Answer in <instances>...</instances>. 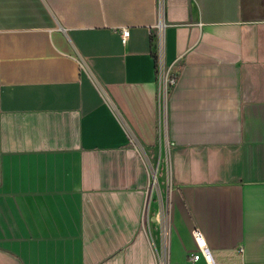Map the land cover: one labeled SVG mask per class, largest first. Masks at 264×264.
Wrapping results in <instances>:
<instances>
[{"label": "crops", "instance_id": "1", "mask_svg": "<svg viewBox=\"0 0 264 264\" xmlns=\"http://www.w3.org/2000/svg\"><path fill=\"white\" fill-rule=\"evenodd\" d=\"M196 228L264 264V0H0V264H193Z\"/></svg>", "mask_w": 264, "mask_h": 264}, {"label": "built area", "instance_id": "2", "mask_svg": "<svg viewBox=\"0 0 264 264\" xmlns=\"http://www.w3.org/2000/svg\"><path fill=\"white\" fill-rule=\"evenodd\" d=\"M161 21V20H160ZM160 21L158 22V31H157V44L155 49V58H156V72H157V83L159 88V97L166 99L171 92V89L177 83V74L173 73L167 65L165 58V43L163 37V31L160 28ZM122 38L125 41L129 34L128 28L121 29ZM156 175H154L155 177ZM157 177V176H156ZM157 179H153L156 181ZM151 184V183H150ZM194 239L198 245L199 251L191 255V260L193 264L201 258L204 257L205 264H215L213 257L209 251L207 239L204 233L199 229H194L193 232ZM160 264H166L164 256H160Z\"/></svg>", "mask_w": 264, "mask_h": 264}, {"label": "rangeland", "instance_id": "3", "mask_svg": "<svg viewBox=\"0 0 264 264\" xmlns=\"http://www.w3.org/2000/svg\"><path fill=\"white\" fill-rule=\"evenodd\" d=\"M157 179L156 181H158V178L155 176L154 177V173H152V178H151V186H150V188L152 189H154V187H155V189H157L158 191H159V193L160 194H158V196L156 197V199H155V202L157 203L158 202V204H160V206H161V215H162V230H164V227L166 226V221H167V201H166V198H165V195H166V193H165V186H163V185H157L158 184V182L156 183V181H153V179Z\"/></svg>", "mask_w": 264, "mask_h": 264}, {"label": "bare ground", "instance_id": "4", "mask_svg": "<svg viewBox=\"0 0 264 264\" xmlns=\"http://www.w3.org/2000/svg\"><path fill=\"white\" fill-rule=\"evenodd\" d=\"M162 6H163V5H162V3H161V12H162ZM160 28H161V30L163 31V23H162V22L160 23ZM156 183H157V181H156Z\"/></svg>", "mask_w": 264, "mask_h": 264}]
</instances>
